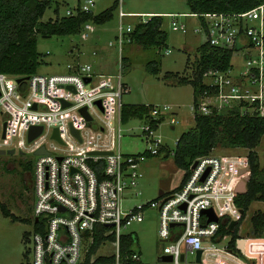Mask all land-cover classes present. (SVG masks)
Returning a JSON list of instances; mask_svg holds the SVG:
<instances>
[{
  "label": "built area",
  "instance_id": "obj_1",
  "mask_svg": "<svg viewBox=\"0 0 264 264\" xmlns=\"http://www.w3.org/2000/svg\"><path fill=\"white\" fill-rule=\"evenodd\" d=\"M94 3L95 0H86L75 11H67V16L78 11L91 12L89 7ZM120 7L116 37L119 50L124 41L129 42L127 36L133 31L130 27L123 30L121 21L130 15ZM190 15L198 21L192 31L202 34L204 43L231 51L232 56L241 55L245 61L237 76H232V69L203 73L205 89L193 103V117L195 113L209 115L233 108L242 115L264 117V2L241 13ZM188 16L168 14L166 17L171 19L173 31L187 34L188 26L178 18ZM92 25H83L80 33L83 41L94 33ZM67 67L69 71L64 74H35L20 82L16 76L0 73V149L34 154L45 147L47 152L35 155L29 264H84L99 227L106 229L104 237L113 236L112 264H120L123 231L134 222H142L144 211L150 207L157 208L160 215L159 238L165 243L162 257L171 258L164 263L188 264L187 255L192 254L194 264H264V238L238 237L231 246V235L217 237L222 218L228 217L227 229L232 232L243 214L233 200L242 194L238 191L241 184L246 192L250 176L247 157L210 154L198 158L176 191L162 192L159 200L124 212V202L141 194L138 188L143 177L142 164L152 157L163 158L165 152L173 157L174 149L168 148L157 133L169 107H149L141 128L147 149L123 155L118 147L123 137L122 96L129 90L121 75L115 79L96 76L89 64ZM86 78L90 79L88 83ZM63 102L68 106L63 107ZM82 109H86L90 120ZM176 123L175 117H171L170 126ZM32 126L42 127V132L29 143L27 137ZM55 129L61 143L52 137ZM72 129L79 131L81 141ZM14 136L20 139L17 143ZM177 143L178 140L176 146ZM208 168L210 171L201 182ZM209 208L218 222L207 223L208 218L201 214ZM232 222L235 225L230 230ZM176 227L180 232H174ZM205 244L209 245L205 247ZM131 259L141 261L137 247Z\"/></svg>",
  "mask_w": 264,
  "mask_h": 264
},
{
  "label": "rangeland",
  "instance_id": "obj_2",
  "mask_svg": "<svg viewBox=\"0 0 264 264\" xmlns=\"http://www.w3.org/2000/svg\"><path fill=\"white\" fill-rule=\"evenodd\" d=\"M51 6L45 12L41 21L48 22L56 18L55 10L58 7V16H67V11H75L77 7L86 4V0H49ZM119 0H95L90 11L97 15L110 8ZM121 6V7H120ZM119 7L128 13L121 21L123 30L133 28L140 22L147 20L142 14L157 13L189 15L180 17L178 21L185 23L189 31L187 34L173 31L171 19L164 15L162 30L167 33L166 44L160 48L142 49L140 46L124 41L119 50L116 37L120 19ZM95 29L88 40L83 41L77 36H38L37 51L40 65L37 75L64 74L68 65L89 64L93 72L112 77L119 75L129 92L122 96V103L129 105H159L168 106V114L159 125L157 133L162 142L171 150L175 149L180 135L194 127L192 106L194 89L191 84L176 83L180 78L192 79L193 66L196 60L197 49L204 44L202 34H194L192 28L198 26L197 18L190 15L187 0H122L114 11L113 19L102 25H92ZM109 44H112L110 46ZM121 58L128 59V65H121ZM155 62L157 73L148 72L146 65ZM232 76L240 74L245 67L244 59L233 55L231 59ZM168 75L171 77L168 79ZM175 82V83H172ZM222 110L217 111L218 113ZM175 117L177 123L171 128L169 120ZM144 122L132 119L122 124L123 137L118 144L123 155L142 153L147 149V141L141 136ZM17 143L20 139L13 138ZM28 146V145H27ZM262 172L264 181V137L254 150ZM0 155V206L16 218L7 217L0 207V264H29L31 260L28 237L33 231L34 208V171L37 156L26 153ZM211 155L214 157H247L248 150L242 148L216 147ZM142 175L139 182L140 196L124 202V212L137 205L152 200H159L162 192L176 191L186 175L178 168L173 158L152 157L142 164ZM258 212H264V202H253L239 224L238 237L255 238L252 234L251 218ZM160 215L157 208H147L144 211L143 221L134 222L123 231L124 234L133 233L137 240V251L145 264H166L160 259L163 254L162 243L159 238ZM209 244H205L207 247ZM115 254L110 242L102 244L91 260L99 256L109 257ZM188 264H194L193 255H187Z\"/></svg>",
  "mask_w": 264,
  "mask_h": 264
},
{
  "label": "trees",
  "instance_id": "obj_3",
  "mask_svg": "<svg viewBox=\"0 0 264 264\" xmlns=\"http://www.w3.org/2000/svg\"><path fill=\"white\" fill-rule=\"evenodd\" d=\"M264 0H187L190 14L204 13H241L248 11ZM119 2L101 12H80L73 16L59 17L58 7L55 10L56 18L43 22L45 12L51 6L49 0H0V73L16 76L25 80L37 74L40 65L37 51L38 36H77L80 35L83 25L92 23L102 25L113 19L114 11ZM164 17L151 16L145 22L135 25L133 31L127 36L129 43L136 44L142 49L160 48L166 44L167 33L162 30ZM196 60L193 66L192 79L180 78L176 83L191 84L194 89V101L204 91L202 84L203 73L208 70L227 71L232 69V52L210 47L207 43L197 49ZM122 65L127 61L121 58ZM148 72L156 74L158 69L155 62L146 65ZM168 79L171 77L167 76ZM175 83V82H172ZM151 105H123L121 116L126 124L132 119H140L148 113ZM264 137V117L242 115L238 109H223L221 112L213 111L209 115L195 113L194 127L180 135L174 149V164L186 172L184 179L190 173V168L198 158L206 157L218 146L227 148H242L248 150V164L250 176L246 185V192L234 198V205L243 211V214L232 232L228 231V217L221 219L217 237L231 235V246L238 238L240 222L253 202H264V181L259 168L255 149ZM164 159L169 158L168 152ZM3 214L16 220L13 215L1 205ZM252 234L255 238H264V212H258L251 218ZM106 229L99 227L94 234L93 242L86 255L84 264H112L114 257L99 256L92 263L90 260L105 242L113 241V236L104 237ZM138 240L133 233L124 234L120 239V264H145L142 261H133L131 256L135 253ZM140 254V253H139Z\"/></svg>",
  "mask_w": 264,
  "mask_h": 264
},
{
  "label": "water",
  "instance_id": "obj_4",
  "mask_svg": "<svg viewBox=\"0 0 264 264\" xmlns=\"http://www.w3.org/2000/svg\"><path fill=\"white\" fill-rule=\"evenodd\" d=\"M26 79H28V78H26ZM20 81H21V79L18 80V82H20ZM89 81H90L89 78H86L85 79V83H88ZM66 106H68V104L65 103V102H63V107H66ZM35 108H36V106L34 105L33 106V109H35ZM82 113L84 114V116L86 117L87 120H90L89 116L87 115L86 109H82ZM5 128H6V125H4V135L3 136H5ZM41 132H42V127H40V126L39 127L38 126L37 127L36 126L30 127L29 132H28L27 141L30 143L35 138H37L40 135ZM72 133H73V135L79 141H81V138H80V135H79V131L72 129ZM52 137L57 142H59V143L62 142L61 139H60L59 132H58L57 129L54 130ZM14 153H15V151L13 149H11V150L0 149V155H4V154H14ZM22 153L23 152H20V154H22ZM46 153L47 152L45 150V147H41L33 155L46 154ZM94 154H98V155L103 154L104 155V153H98V152H96ZM209 171H210L209 168L205 171V173L203 174V176L200 179L201 182H203L205 180V178L208 175ZM238 191H239V193H245V186H244V184H241L239 186ZM181 209L184 210L185 209V205H182L181 206ZM201 214L205 215L208 218L207 223H209V222H218V220H219L218 217L215 215L213 209H211V208L202 210L201 211ZM35 221H37V220H35ZM234 225H235V222H232L229 229L232 230L234 228ZM174 226H175V224L171 225V227H174ZM161 260L163 262H170L171 261V258L170 257L163 256V257H161Z\"/></svg>",
  "mask_w": 264,
  "mask_h": 264
},
{
  "label": "crops",
  "instance_id": "obj_5",
  "mask_svg": "<svg viewBox=\"0 0 264 264\" xmlns=\"http://www.w3.org/2000/svg\"><path fill=\"white\" fill-rule=\"evenodd\" d=\"M142 15L146 16V18L149 19L152 16V13L142 14ZM157 15H160V16L164 17V15H168V13L167 14L166 13L165 14L157 13ZM122 59H124V58H122ZM125 60L127 61V65H128V59H125ZM92 71H93V67H92ZM93 74H95L96 76H103V75L95 73V72H93ZM171 128H173V127H171ZM180 230L181 229L179 227H176L174 232L178 233V232H180Z\"/></svg>",
  "mask_w": 264,
  "mask_h": 264
}]
</instances>
